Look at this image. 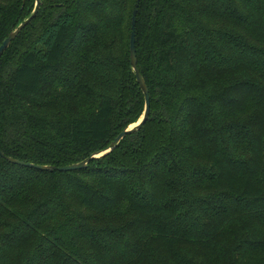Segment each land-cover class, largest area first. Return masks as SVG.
Segmentation results:
<instances>
[{
  "label": "trees",
  "instance_id": "16d2710c",
  "mask_svg": "<svg viewBox=\"0 0 264 264\" xmlns=\"http://www.w3.org/2000/svg\"><path fill=\"white\" fill-rule=\"evenodd\" d=\"M136 1L42 3L0 59L6 156L71 166L143 117ZM136 46L138 133L78 171L0 156V264H264V0H143Z\"/></svg>",
  "mask_w": 264,
  "mask_h": 264
},
{
  "label": "water",
  "instance_id": "95a60500",
  "mask_svg": "<svg viewBox=\"0 0 264 264\" xmlns=\"http://www.w3.org/2000/svg\"><path fill=\"white\" fill-rule=\"evenodd\" d=\"M143 0H137L135 4V8L133 11V18H132V33H131V41H130V56H131V63H132V69L136 75L137 82L145 96V112L143 117L135 124L128 127L126 130H124L116 139L111 143V145L102 151L95 152L92 156L84 160L83 162L66 166V167H57V166H40L35 164L26 163L24 161L8 157L6 156L1 150H0V156L8 161L11 164L19 165L23 167L33 168L39 171H45V172H71V171H78V170H84L88 168L89 164L95 160H99L112 151H114L120 142L128 135L136 134L138 133L148 122L151 112V96H150V90L146 83V80L144 76L142 75L139 66H138V55H137V21H138V13L140 10V6ZM42 5V0H36V6L32 13V15L24 20L14 31H12L9 36L5 39L3 44L0 46V59L3 57V55L6 53V51L10 48L12 43L18 38V36L23 32L24 29H26L31 22L37 17L39 10Z\"/></svg>",
  "mask_w": 264,
  "mask_h": 264
},
{
  "label": "rangeland",
  "instance_id": "374dc122",
  "mask_svg": "<svg viewBox=\"0 0 264 264\" xmlns=\"http://www.w3.org/2000/svg\"><path fill=\"white\" fill-rule=\"evenodd\" d=\"M42 3H43V7L45 8L46 5L49 3V0H42ZM35 6H36V3H34V2H30V3H29V7H28V9L31 10V11H30L31 13L33 12ZM31 13H30V14H31Z\"/></svg>",
  "mask_w": 264,
  "mask_h": 264
}]
</instances>
